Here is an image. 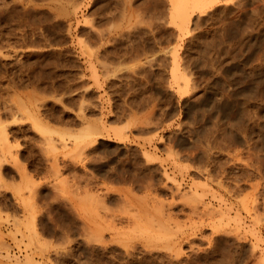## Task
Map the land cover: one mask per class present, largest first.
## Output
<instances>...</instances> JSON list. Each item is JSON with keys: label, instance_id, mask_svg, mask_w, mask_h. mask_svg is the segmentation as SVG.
Listing matches in <instances>:
<instances>
[{"label": "rangeland", "instance_id": "1", "mask_svg": "<svg viewBox=\"0 0 264 264\" xmlns=\"http://www.w3.org/2000/svg\"><path fill=\"white\" fill-rule=\"evenodd\" d=\"M192 2L0 0V264L258 263L264 0ZM20 187L32 239L12 232ZM170 208L179 258L138 222Z\"/></svg>", "mask_w": 264, "mask_h": 264}, {"label": "bare ground", "instance_id": "2", "mask_svg": "<svg viewBox=\"0 0 264 264\" xmlns=\"http://www.w3.org/2000/svg\"><path fill=\"white\" fill-rule=\"evenodd\" d=\"M188 1L190 2V0H186V4L184 5V3H183V5L185 6V8H187V4H188ZM192 1V0H191ZM206 1H209V0H193V2L192 3H195L194 5H197V6H199L200 5V7H201V5H203V4H206L205 2ZM214 1V0H213ZM9 3V2H8ZM182 3V2H181ZM211 3V2H210ZM11 5V4H10ZM74 5V4H73ZM76 5V4H75ZM78 5V4H77ZM182 5V6H183ZM193 5V6H194ZM179 6H180V4H179ZM177 7V6H176ZM180 8V7H179ZM182 8V7H181ZM185 8H183V9H185ZM18 9V8H17ZM60 11V10H59ZM183 11V10H182ZM20 12V11H19ZM23 12V11H22ZM16 16V15H15ZM191 16V15H190ZM187 19V18H186ZM188 20V19H187ZM187 29V28H186ZM185 30V29H184ZM103 35V34H102ZM100 36V35H99ZM177 41V40H176ZM31 43V42H30ZM34 44V43H33ZM3 46V45H2ZM84 52V51H83ZM85 53V52H84ZM177 57V56H176ZM176 60H177V58H176ZM176 65V64H175ZM31 68V67H30ZM95 71V70H94ZM176 72V71H175ZM176 74V73H175ZM5 76V75H4ZM96 76H97V74H96ZM11 77V76H10ZM178 77V76H177ZM95 80V79H94ZM8 81V80H7ZM97 81V80H96ZM241 81V80H240ZM242 97V96H241ZM227 98V97H226ZM21 105V104H20ZM25 105V104H24ZM22 107H24V106H22ZM9 109V108H8ZM10 110V109H9ZM14 110V109H13ZM29 110V109H28ZM26 111V110H25ZM11 112V111H10ZM29 112H30V110H29ZM25 113V112H24ZM17 115V114H16ZM1 116V115H0ZM12 116V115H11ZM33 116V115H32ZM1 118V117H0ZM17 119V118H16ZM23 119V118H22ZM28 119V118H27ZM33 119V118H32ZM31 119V120H32ZM0 120H2V119H0ZM15 120V119H14ZM18 120V119H17ZM19 120H21V119H19ZM34 120H35V118H34ZM36 120H37V118H36ZM35 120V121H36ZM40 124H38V123ZM37 122H34V123H37V124H35L34 126H36V125H39V126H42V123H40L39 122V120L37 121ZM1 124V123H0ZM2 125V124H1ZM3 127L4 126H1V129H0V141H2L3 139V136L2 135H4V133H8V132H2L1 130H3ZM43 127V129H41V130H44V132H46V133H48V132H50V131H53L54 129H49V127L48 126H45V125H43L42 126ZM95 129V128H94ZM84 131V130H83ZM53 132H55V131H53ZM87 132V131H86ZM84 132L83 134L81 133V131H80V133L81 134H78V135H75V134H73V135H75V137H77L76 139H80V138H83L84 139V137H89V135H90V133L91 132ZM1 133H3V134H1ZM51 133V132H50ZM96 134V133H95ZM7 135V134H6ZM6 135H5V138H6ZM43 135H44V133H43ZM46 135V134H45ZM44 135V136H45ZM65 135V134H64ZM67 135V134H66ZM4 138V139H5ZM75 139V138H74ZM65 139H63V141H64ZM8 141V136H7V139H6V142ZM62 141V140H61ZM67 141V140H66ZM3 142V141H2ZM5 142V140H4V143H6ZM63 143V142H62ZM73 144H77V143H74V141H73ZM0 145H1V142H0ZM4 145V144H3ZM2 145V146H3ZM7 145V144H6ZM17 145H19V144H17ZM78 145V144H77ZM8 146V145H7ZM11 146H12V144H11ZM15 146V145H14ZM69 146V145H68ZM5 147V146H4ZM8 148V147H7ZM10 148V147H9ZM0 150L2 151H4V150H6V148L5 149H3V147H1L0 148ZM11 150V149H10ZM16 150V149H15ZM75 150V149H74ZM82 150V149H81ZM2 151V152H3ZM8 152V151H7ZM12 152V151H11ZM72 152V151H71ZM77 153V152H76ZM81 153V152H80ZM79 153V154H80ZM11 154V153H10ZM78 154V153H77ZM12 155V154H11ZM72 155V154H71ZM13 156V155H12ZM82 156V155H81ZM0 157H2L1 155H0ZM16 158V157H15ZM68 160V159H67ZM73 160H74V158H73ZM84 161V160H83ZM74 162V161H73ZM72 162V163H73ZM72 168V167H71ZM210 176V175H209ZM74 178H76V176L74 177ZM91 178V177H90ZM168 178H170V177H168ZM173 179V178H172ZM33 180V179H32ZM66 180H68V179H66ZM31 181V180H30ZM62 181V180H61ZM79 181V180H78ZM29 182V181H28ZM33 181H31L30 183H32ZM71 182V181H70ZM26 183H27V181H26ZM61 183V182H60ZM63 183V182H62ZM68 183V182H67ZM21 184V183H20ZM33 184V183H32ZM65 184V183H64ZM85 184V183H84ZM192 184V183H191ZM28 185H29V183H28ZM78 185V184H77ZM32 186H34V185H32ZM31 186V187H32ZM57 186V185H56ZM27 187V186H26ZM36 187H37V185H36ZM61 187V186H60ZM75 187V186H74ZM29 188V187H28ZM33 188V187H32ZM65 188H66V186H65ZM70 188V187H69ZM19 189H21V187L20 188H18V193L16 192V197H17V199L23 204V206H24V208H25V215H23V216H25L22 220H20V219H16V222H14V226L12 227V232H13V234L16 236V237H18V233H20L21 235H22V237L24 238V237H31V236H33L34 234L35 235H37V230H36V226H35V222H36V216L37 215H35V208H34V206H32V203H31V201H32V199H34V200H36L35 199V197H37V196H35L34 197V195H31L30 196V198H32V199H30L29 198V200H26L27 198H24V194H22L21 192H19L20 190ZM33 190V189H32ZM83 190V189H82ZM195 190V189H194ZM29 191H31V189L29 190ZM32 192H34V190L32 191ZM178 192V191H177ZM80 193V192H79ZM83 193V192H82ZM94 193V192H93ZM192 193V192H191ZM195 193V192H194ZM199 194L198 195H200L201 194V192H198ZM36 194V193H35ZM76 194V193H75ZM95 194V193H94ZM181 194V193H180ZM187 194V193H186ZM207 194V193H206ZM258 194V193H257ZM185 195V194H184ZM183 195V196H184ZM205 195V194H204ZM84 196H85V194H84ZM256 197H254V200L252 201V203L254 204H252L253 206L251 207V209L252 210H256L257 212H258V209H259V207L262 205L261 204V202L262 201H264V200H259V195H255ZM15 197V198H16ZM222 197V196H221ZM258 197V198H257ZM263 197V199H264V196H262ZM75 198V197H74ZM188 198V197H187ZM217 198V197H216ZM220 198V197H219ZM189 199V198H188ZM33 200V201H34ZM86 200H88V199H86ZM85 200V201H86ZM185 200H186V198H185ZM189 200H191V199H189ZM82 201V200H81ZM261 201V202H260ZM197 202V201H196ZM201 202V201H200ZM103 203V202H102ZM185 203V202H184ZM184 203H183V205H184ZM189 203V202H188ZM191 203V202H190ZM189 203V204H190ZM198 203V202H197ZM38 204V203H37ZM36 204V205H37ZM96 204V203H95ZM100 204V203H99ZM173 204V203H172ZM34 205V204H33ZM206 205V204H205ZM22 206V207H23ZM82 206V205H81ZM96 206V205H95ZM105 206H106V204H105ZM171 206V205H170ZM190 206H192V207H190V209H191V213L194 211H196L197 210V204L196 205H191L190 204ZM231 206V205H230ZM100 207V206H99ZM107 207V206H106ZM228 207V206H227ZM23 208V209H24ZM82 208V207H81ZM96 208H97V206H96ZM169 208V207H168ZM205 208H207L208 209V207H205ZM217 208V207H216ZM230 208V207H229ZM245 208H247V207H245ZM249 208V207H248ZM83 209V208H82ZM107 209V208H106ZM165 209V208H164ZM201 209V208H200ZM200 209H198V210H200ZM157 210V209H156ZM167 210H169L168 212H160V213H162V214H160V216H156V218L153 216H151V217H149V219H151V221L149 220V219H147V217H146V215H145V217H146V219L149 221H146V224H144L143 223V220H139L138 222L140 223V221H142L140 224L139 223H137V224H133L134 225V228L137 226V228H139V227H141L142 228V231L144 230V231H146L147 233H149V236H148V234H147V236L150 238V236L151 237H153L156 241H158V242H160L161 243V246H162V244H163V246L165 247V249H168L169 248V250L171 249V250H174L175 251V254L174 255H172L173 257H175V258H179V256H180V252L182 253L183 251H178L177 252V254H176V249H180L181 248V245L184 243L183 241V239L181 238V236L179 235V231H180V229H179V227L181 228L182 226L180 225V224H182V223H179L178 221L179 220H181V219H179V220H177V219H174V216H178L179 215V213H177V212H175L176 211V209H172V208H170V209H167ZM179 210V209H178ZM185 210V209H184ZM183 210V211H184ZM204 210V209H203ZM247 210V209H246ZM249 210V209H248ZM260 210V209H259ZM96 211H97V209H96ZM160 211V210H159ZM206 211H208V210H206ZM220 211H222V210H220ZM136 213H138L139 211H135ZM180 212H182L181 210H180ZM188 212V211H187ZM193 212V214H196V213H194ZM203 212V211H202ZM201 212V213H202ZM205 212V211H204ZM226 212V211H225ZM224 212V213H225ZM228 212V211H227ZM249 212V211H248ZM251 212V211H250ZM141 213V212H140ZM145 213V212H144ZM183 213V212H182ZM184 213H186V212H184ZM199 213V212H198ZM222 213V212H221ZM139 214V213H138ZM205 214V213H204ZM203 214V215H204ZM207 214V213H206ZM98 215V214H97ZM106 215V214H105ZM110 215V214H109ZM137 215V214H136ZM148 215V214H147ZM153 215V214H152ZM199 215H200V213H199ZM225 215V214H224ZM99 216V215H98ZM134 216V215H133ZM137 216H139V215H137ZM136 216V217H137ZM135 217V216H134ZM225 217V216H224ZM22 218V217H21ZM103 218V217H102ZM111 218V217H110ZM124 218V217H123ZM126 218H129V217H126ZM138 219H139V217H137ZM136 218V219H137ZM153 218V219H152ZM205 218V217H204ZM216 218V217H215ZM227 218V217H226ZM103 219H105V217L103 218ZM129 219H131V218H129ZM217 219V218H216ZM221 219V218H220ZM252 219V218H251ZM132 220V219H131ZM135 220V219H134ZM134 220H132V221H134ZM177 220V221H176ZM228 220V219H227ZM235 220V219H234ZM110 221V220H109ZM114 221V220H113ZM129 221V220H128ZM127 221V222H128ZM145 221V220H144ZM111 222V221H110ZM196 222V221H195ZM133 223V222H132ZM135 223V222H134ZM201 223V222H200ZM220 223V222H219ZM230 223V222H229ZM37 224V223H36ZM117 224V223H116ZM138 224H139V227H138ZM189 224V223H188ZM245 224V223H244ZM248 224V223H247ZM256 224V223H255ZM254 224V225H255ZM96 225V224H95ZM129 225H130V223H129ZM133 225H131V226H133ZM180 225V226H179ZM253 225V226H254ZM85 226V225H84ZM117 226V225H116ZM228 226V225H227ZM226 226V227H227ZM253 226H252V228H253ZM86 227V226H85ZM89 227V226H88ZM114 227V226H113ZM127 227V226H126ZM225 227V226H224ZM224 227H223V229H224ZM232 227V226H231ZM245 227V226H244ZM255 227V226H254ZM102 228V227H101ZM132 228V227H131ZM133 228V229H134ZM141 228H139V231L141 230ZM230 228V227H229ZM226 229L225 228V230H226V232H232V230H236V239L238 238L239 239V237L241 238V232L239 231V227L237 226L236 228L235 227H233V228H231V229ZM263 228H264V225H263ZM86 229V228H85ZM100 229V228H99ZM136 229V228H135ZM247 229V227L246 228H244V239H246V238H248V233H247V231L248 230H246ZM249 229V228H248ZM93 230V229H92ZM120 230V229H119ZM123 230V229H122ZM132 230V229H131ZM137 230V229H136ZM221 230V229H220ZM257 230L258 229H256V231L255 232H257ZM99 230H97V232H98ZM124 231V230H123ZM122 231V232H123ZM138 231V233L140 234V232ZM223 231V230H222ZM91 232H93V231H91ZM99 232H101V231H99ZM253 232V231H252ZM260 232V231H259ZM137 233V232H136ZM234 233V232H233ZM86 234V233H85ZM98 234V233H97ZM97 234L95 235L96 237H97ZM143 234H145V232L143 233ZM225 234V233H224ZM261 234V233H260ZM92 235V234H91ZM94 235V234H93ZM92 235V236H93ZM142 235V234H141ZM184 235V234H183ZM203 235V234H202ZM38 236V235H37ZM90 236V235H89ZM92 236H91V238H92ZM104 236V235H103ZM103 236H102V238H103ZM252 236V235H251ZM98 237H100L99 236V234H98ZM141 237V236H140ZM255 237H257V239H258V241H255V243H258L259 242V239H260V236H259V234L258 233H256V235H255ZM143 238V237H142ZM149 238H147V239H149ZM213 238V237H212ZM235 238V237H234ZM261 238H263V237H261ZM16 239V238H15ZM22 239V238H21ZM31 239H32V237H31ZM36 239V238H35ZM93 239H95L94 237H93ZM92 239V240H93ZM97 239V238H96ZM100 238H98V240H99ZM144 239V238H143ZM147 239H146V241H147ZM151 240H152V238H150ZM153 239V240H154ZM248 239H250V238H248ZM39 240V239H38ZM101 240V239H100ZM254 240V239H253ZM156 241H154L155 243H156ZM187 241V240H186ZM194 241V240H193ZM263 241V240H262ZM29 242V241H28ZM40 242V241H39ZM157 242V243H158ZM188 242H189V244H190V247H191V249H192V251L191 252H194V253H198L199 251H197V249H196V247H195V245H194V243L192 242V240H189L188 239ZM210 242V241H209ZM31 243V242H30ZM100 243V242H99ZM147 243V242H146ZM153 243V242H152ZM227 243V242H226ZM263 243V242H262ZM31 244H33V243H31ZM136 244V243H135ZM145 244V243H144ZM159 244V243H158ZM260 244V243H259ZM126 245V244H125ZM133 245V244H132ZM198 245V244H197ZM129 246H131V245H129ZM135 246H137V245H135ZM145 246V245H144ZM160 246V245H159ZM255 246H258V245H256L255 244ZM127 247H128V244H127ZM139 247V246H138ZM147 247V246H146ZM175 247V248H174ZM178 247V248H177ZM131 248H133V246L131 247ZM148 248V247H147ZM155 248H157V249H160V248H158V247H155ZM163 248V247H162ZM254 248V247H253ZM36 249V248H35ZM178 249V250H179ZM200 249V248H199ZM130 250V249H129ZM150 250V249H149ZM181 250H183L182 248H181ZM231 250V249H230ZM254 250V251H253ZM252 251V254L257 258V264H264V249L262 248V250H260L259 251V253L258 252H256L257 250L254 248ZM147 251V250H146ZM145 251V252H146ZM150 251H152V250H150ZM149 251V252H150ZM174 251H170V252H174ZM128 252V251H127ZM235 252V251H234ZM164 253V252H163ZM179 253V254H178ZM236 254V253H235ZM182 255V254H181ZM193 255V254H192ZM252 255V256H253ZM7 256H9V255H7ZM171 256V255H170ZM171 256V257H172ZM233 256V255H232ZM235 256V255H234ZM10 257V256H9ZM20 258V257H19ZM18 258V259H19ZM26 259H24V261H20L19 260V262L21 263V264H44L43 262H39V261H37V260H35V258L33 257V256H31V254H27V256L25 257ZM232 258V257H231ZM172 260H173V258H171ZM228 258H226V261L227 262H229L230 263V261L229 260H227ZM171 260V261H172ZM175 260V259H174ZM255 262V261H254ZM232 263V262H231Z\"/></svg>", "mask_w": 264, "mask_h": 264}]
</instances>
